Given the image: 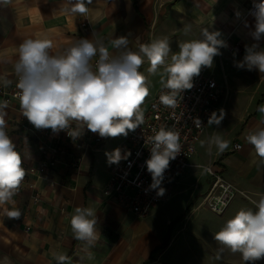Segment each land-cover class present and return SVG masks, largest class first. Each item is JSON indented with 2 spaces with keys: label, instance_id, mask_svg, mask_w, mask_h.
Returning <instances> with one entry per match:
<instances>
[{
  "label": "crops",
  "instance_id": "obj_1",
  "mask_svg": "<svg viewBox=\"0 0 264 264\" xmlns=\"http://www.w3.org/2000/svg\"><path fill=\"white\" fill-rule=\"evenodd\" d=\"M253 2L92 0L87 5V14L92 20L93 31L81 28L84 15L61 10L63 0H11L8 4H0V77L11 81L8 89L16 87L18 80L14 64L20 43L45 34L53 40V53L82 38L103 39L112 52L110 42L120 36H127L130 47L137 51L140 44L168 38L167 30L185 27L186 22L191 26L188 34L193 39L200 38L201 30L208 28L219 31L226 44L220 49L221 54L214 57L213 67L208 69L225 90L215 109L218 115L220 109L224 110V119L219 126L207 125L192 158L195 166L187 167L176 176L168 199L160 202L174 201L173 205H183L185 217L205 209L203 213H207L211 225L201 222L191 230L188 225L179 230L170 229L168 236L166 231L162 236L149 232V219L160 209L144 217L147 219L139 220L104 192L110 177L105 153L112 152L125 136L101 138L98 133L91 132L101 142L94 141L93 146L83 152V162L73 169L64 156L51 160L53 131L36 129L23 116L19 101L8 102L0 95V105L6 113V132L23 157L26 173L13 197L15 204L4 206L18 208L20 218H9L4 208H0V264H57L54 254L66 255L65 264H179L168 252L182 236L186 243H191L190 236L195 241L191 256L194 264H244L240 253L233 254L227 249L217 259L220 245L214 235L240 209L255 211L253 201L264 195V162L246 140L250 131L264 127V112L260 111L264 107V74L255 69L248 71L236 67V63L243 60L246 46L258 43L264 49V39L257 42L251 35L255 18L248 14V8ZM235 43L240 44L241 52L231 51ZM170 47L172 52L178 51V46ZM149 66L145 59L139 70L146 76ZM160 81L150 87L142 107L144 115L149 101L162 86ZM213 135L230 141L228 148L219 152L213 146L207 157L194 162L198 148L207 144ZM236 143L241 144L240 149L234 148ZM63 144L66 151L78 152L72 142L64 140ZM48 160L44 173L36 171ZM207 164H212L214 170L237 190L222 214L200 204L214 180L202 167ZM36 196L38 202H35ZM235 198L238 200L234 201ZM77 207H91L96 212L100 235L91 246L76 239L71 230L70 219ZM155 254H159V259L163 256L164 260L153 259ZM255 264H264V259Z\"/></svg>",
  "mask_w": 264,
  "mask_h": 264
},
{
  "label": "clouds",
  "instance_id": "obj_2",
  "mask_svg": "<svg viewBox=\"0 0 264 264\" xmlns=\"http://www.w3.org/2000/svg\"><path fill=\"white\" fill-rule=\"evenodd\" d=\"M10 2L0 0V4ZM91 3L92 0H63L61 10L86 15L87 5ZM252 15L255 26L251 35L258 42L264 39V0H254ZM183 31L187 34L191 26L185 25ZM220 37L219 31L203 28L200 38L179 42L176 52H172L167 37L140 44L138 50L133 51L128 37L120 36L111 40L112 52L103 39L82 38L56 53L51 51L54 43L47 34L27 38L20 43L14 64L20 109L36 129L66 130L73 140L81 137L85 129L98 133L101 138L126 137L129 131H135L144 123L141 105L149 95V87L147 77L139 69L145 59L150 65L149 74L163 69L160 83L166 91L161 92L160 103L175 108L177 97L193 88L194 77L200 75L202 68H211L214 57L221 54L220 49L226 44ZM236 67L264 74V49L258 43L246 46L243 60L238 61ZM0 82L5 86L11 84L3 77ZM260 111L264 112V107ZM5 115L0 105V208H4L9 218L19 219L18 208L4 207L15 204L13 197L26 174L23 157L6 132ZM224 116L223 109L219 110V115L213 111L207 125L219 126ZM193 122L196 127L202 126L199 117H194ZM153 133L146 141L151 147L150 158L145 163L152 176L150 188L163 196L166 190L160 185L170 161L181 152L180 137L178 132L163 126L153 129ZM246 140L264 162V127L250 131ZM201 143L203 146L204 142ZM229 144L230 141L219 135L207 141L209 151L214 146L223 152ZM128 154L122 156L120 148L105 153L109 164H118ZM253 203L255 211L240 209L215 233L214 239L220 245L217 259L225 249L240 253L244 264L264 259V195ZM97 222L93 208L77 207L70 219L74 237L88 246L93 245L100 235ZM54 255L57 264H65L66 255Z\"/></svg>",
  "mask_w": 264,
  "mask_h": 264
},
{
  "label": "built area",
  "instance_id": "obj_3",
  "mask_svg": "<svg viewBox=\"0 0 264 264\" xmlns=\"http://www.w3.org/2000/svg\"><path fill=\"white\" fill-rule=\"evenodd\" d=\"M252 11L253 3L248 8V14L254 18ZM80 25L85 31H93L89 14L83 16ZM231 51L241 52L240 44L235 43ZM208 69L202 68L200 75L194 77L193 88L185 90L181 93V97H177L175 108L165 107L160 103L159 96L162 91H166L161 86L149 101L147 112L144 115V123L135 131H129L125 139L117 144L116 148L121 149L122 156L126 153L129 154L118 164H109L110 177L104 192L125 211L137 217H147L157 203L168 199L169 190L175 184L176 176L191 166V160L196 153L197 142L207 130L208 118L215 111L225 93L223 86H220L218 81L208 73ZM17 93L16 87L8 89L7 86L0 83V95L6 101H19ZM194 117H199L202 122L201 127L194 125ZM162 126L179 133L181 152L176 159L170 161L169 168L165 170L164 179L160 186L166 191L163 196H158L157 190L150 188L152 176L147 171L145 161L150 158L151 144L146 141L148 137L154 134L153 129L159 130ZM51 136L54 142L51 160L60 159L61 156H64L65 162L73 169L78 168L83 162V152L90 149L94 141L99 142L101 140L94 137L91 131L87 129L76 140L70 138L66 130L53 132ZM64 140L72 142L73 147L78 152L73 149L66 151L63 144ZM234 148L240 149L241 144H234ZM48 162L49 160L43 162L36 171L44 173ZM202 167L214 177V180L208 192L202 197L200 204L208 206L217 214H222L237 190L214 170L212 164L202 165ZM38 201L39 197L36 196L35 202Z\"/></svg>",
  "mask_w": 264,
  "mask_h": 264
},
{
  "label": "rangeland",
  "instance_id": "obj_4",
  "mask_svg": "<svg viewBox=\"0 0 264 264\" xmlns=\"http://www.w3.org/2000/svg\"><path fill=\"white\" fill-rule=\"evenodd\" d=\"M184 25H188L186 22ZM190 25V24H189ZM172 29V31H171ZM170 30H167L166 33H168V40L170 42V46H178L179 42H184L188 40H193V38L190 36V34H185L183 29L184 27L181 26H175L174 28H171ZM171 31V32H170ZM192 33L195 34V32L192 30ZM214 64V62H213ZM213 67V66H212ZM163 69H159L157 74H149L147 73V84L150 87L158 83L161 80V73ZM146 99V98H145ZM144 103L141 105V108L143 107ZM198 154L194 157L195 160H202L205 157L209 155L208 145L204 144L203 147L198 148ZM191 166H195L192 163L191 160ZM198 167L200 165H197ZM203 196V195H202ZM238 200V198H235L234 201ZM173 202H167L165 204L157 203L151 210L153 211L155 209H160L159 213H154V216L149 219L148 226L150 227L149 232L152 234L153 232L157 233V235H163L165 231L167 232V236L169 234L170 229L179 230L188 225V228L194 229L196 228L197 224L203 223L206 225H211L210 222H208V215L205 212V209H202V213H194L192 215L186 213V208L183 205L177 204L173 205ZM164 208V209H163ZM209 208V207H208ZM210 209V208H209ZM150 212V214H151ZM149 214V215H150ZM167 217H169L167 219ZM171 217V218H170ZM139 220H144L147 218L143 217H137ZM207 219V220H206ZM143 232V230H142ZM146 233V232H145ZM171 237V236H170ZM185 236L180 237V239L177 240V242L173 245L171 251L168 252V254L172 253L169 257L172 258V255L175 256V261L177 263L182 264H194L192 261V254L194 253V247H195V241H193L192 236H190L191 243H186L183 239ZM181 240V241H180ZM171 243V240L168 242ZM163 251H161L162 253ZM167 254V255H168ZM155 260H160L161 262L164 260L163 256L159 259V254H155V256L152 257ZM159 262V261H158Z\"/></svg>",
  "mask_w": 264,
  "mask_h": 264
},
{
  "label": "trees",
  "instance_id": "obj_5",
  "mask_svg": "<svg viewBox=\"0 0 264 264\" xmlns=\"http://www.w3.org/2000/svg\"><path fill=\"white\" fill-rule=\"evenodd\" d=\"M99 142H101V140Z\"/></svg>",
  "mask_w": 264,
  "mask_h": 264
}]
</instances>
